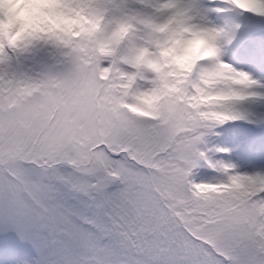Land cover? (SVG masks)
<instances>
[{
  "label": "snow or ice",
  "instance_id": "snow-or-ice-1",
  "mask_svg": "<svg viewBox=\"0 0 264 264\" xmlns=\"http://www.w3.org/2000/svg\"><path fill=\"white\" fill-rule=\"evenodd\" d=\"M24 2L40 24L0 37L10 264H264V167L208 143L228 122L264 126V0ZM173 21L207 51L168 71L137 63ZM144 94L149 110L128 99Z\"/></svg>",
  "mask_w": 264,
  "mask_h": 264
},
{
  "label": "clouds",
  "instance_id": "clouds-1",
  "mask_svg": "<svg viewBox=\"0 0 264 264\" xmlns=\"http://www.w3.org/2000/svg\"><path fill=\"white\" fill-rule=\"evenodd\" d=\"M71 19L63 20L66 24H75L86 28L95 26V21L86 20L78 12H70ZM40 21L35 18L33 7L25 3L24 0H0V37L6 41H19L26 37ZM175 29L174 32L171 30ZM128 29L122 28L117 34V38L123 35ZM170 35L165 39L162 47L157 49L154 43L143 41V51L135 52V60L141 65L155 63L158 67H163L168 71L171 67H187L199 55L207 51L205 36L203 33L187 29L173 21L165 29ZM140 43V42H137ZM110 45L106 43L105 48ZM134 46L129 47V52ZM139 108L149 110L155 103L154 95H138L136 98H128Z\"/></svg>",
  "mask_w": 264,
  "mask_h": 264
},
{
  "label": "rangeland",
  "instance_id": "rangeland-1",
  "mask_svg": "<svg viewBox=\"0 0 264 264\" xmlns=\"http://www.w3.org/2000/svg\"><path fill=\"white\" fill-rule=\"evenodd\" d=\"M241 122V123H240ZM230 124H224L218 126L214 129L213 133L208 137V143L210 146L218 147H231L233 148L236 144H243L250 140V133L255 134V137H258V134H263L264 132H257L250 130L247 122L244 121H235L229 122ZM264 135V134H263ZM260 141L259 146L264 147V140L258 138ZM249 161H251L249 159ZM10 235V234H9ZM5 236L4 233H0V264H10L11 254L9 251L10 243L6 242V239L2 237ZM8 236V235H6Z\"/></svg>",
  "mask_w": 264,
  "mask_h": 264
}]
</instances>
